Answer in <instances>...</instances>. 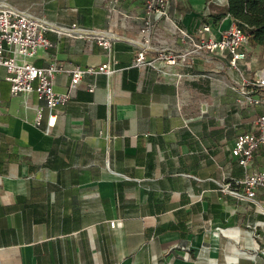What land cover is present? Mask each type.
Masks as SVG:
<instances>
[{
	"label": "crops",
	"instance_id": "obj_1",
	"mask_svg": "<svg viewBox=\"0 0 264 264\" xmlns=\"http://www.w3.org/2000/svg\"><path fill=\"white\" fill-rule=\"evenodd\" d=\"M0 3L49 24L53 45L33 62H60L59 93L70 70L108 59L99 35L116 57L110 76L85 71L53 126L35 93H11L0 65V264H264V211L224 189L247 173L232 147L255 130L261 107L245 102L241 72L249 79L264 65V47L250 37L240 70L201 48L188 66L165 67L192 74L182 78L134 63L146 23L154 48L188 51L175 25L199 41L210 23L217 37L235 23L213 16L227 0H171L158 19L145 0ZM263 167L264 150L251 168Z\"/></svg>",
	"mask_w": 264,
	"mask_h": 264
},
{
	"label": "built area",
	"instance_id": "obj_2",
	"mask_svg": "<svg viewBox=\"0 0 264 264\" xmlns=\"http://www.w3.org/2000/svg\"><path fill=\"white\" fill-rule=\"evenodd\" d=\"M119 1V0H116ZM171 0H145L147 12L153 14L154 19L162 18L167 14V6ZM152 21L146 23L141 31L144 35L142 45L137 51L134 63L149 64L158 67L162 72H167L178 78L192 75L188 72L167 71V65L186 67L192 62V56L201 48H206L217 55H230V63L239 69V61L247 59V44L250 35L236 22L223 29L219 36L210 34V23H203L198 29L199 41L185 28L175 25V31L185 39H190L194 48L188 51H172L166 48L156 49L150 43V29ZM50 29L47 22L33 16L25 10L14 8L7 3H0V65L7 71V80L11 84V93L30 94L35 93L40 100L45 102L49 109V126H53L57 118L58 107L65 103L82 80L86 70L105 72L108 76L113 74L116 61L112 54L113 41L99 35L98 42L108 50V59L97 68H80L72 70V80L69 89L65 93H59L54 88V75L63 70L60 62L52 61L47 66H37L33 62L40 48L53 45L46 35ZM72 29L68 30L70 32ZM156 49V50H155ZM151 52V53H150ZM250 66L249 63L246 64ZM241 72V71H240ZM242 74V84L250 85L251 89L243 88L245 102L259 105L261 112L256 119V128L253 131L237 135L232 147V154L247 170L243 178L225 184L224 189L235 196L252 201L260 210L264 211V167L251 168L256 154L264 150V65L256 70L251 78H245ZM245 85V86H246ZM94 85L89 89L94 90ZM4 111L3 100L0 97V114ZM42 108L37 109L38 119L42 117ZM259 194L261 196H259ZM121 220L110 221L112 227L120 226Z\"/></svg>",
	"mask_w": 264,
	"mask_h": 264
},
{
	"label": "trees",
	"instance_id": "obj_3",
	"mask_svg": "<svg viewBox=\"0 0 264 264\" xmlns=\"http://www.w3.org/2000/svg\"><path fill=\"white\" fill-rule=\"evenodd\" d=\"M226 12L233 16L253 42L264 47V0H227L226 10L213 16L219 20Z\"/></svg>",
	"mask_w": 264,
	"mask_h": 264
},
{
	"label": "rangeland",
	"instance_id": "obj_4",
	"mask_svg": "<svg viewBox=\"0 0 264 264\" xmlns=\"http://www.w3.org/2000/svg\"><path fill=\"white\" fill-rule=\"evenodd\" d=\"M213 6V3L211 4ZM221 12V11H220Z\"/></svg>",
	"mask_w": 264,
	"mask_h": 264
}]
</instances>
